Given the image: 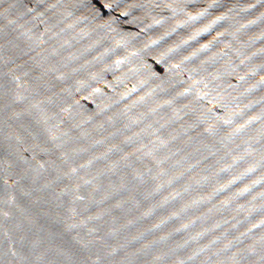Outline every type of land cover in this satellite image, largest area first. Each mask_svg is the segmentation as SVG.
I'll use <instances>...</instances> for the list:
<instances>
[{
    "label": "water",
    "instance_id": "water-1",
    "mask_svg": "<svg viewBox=\"0 0 264 264\" xmlns=\"http://www.w3.org/2000/svg\"><path fill=\"white\" fill-rule=\"evenodd\" d=\"M0 264H264V0H0Z\"/></svg>",
    "mask_w": 264,
    "mask_h": 264
}]
</instances>
